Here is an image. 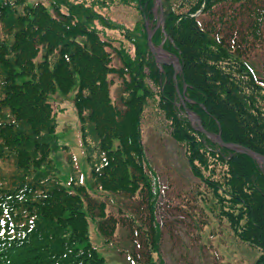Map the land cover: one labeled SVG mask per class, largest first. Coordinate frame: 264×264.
I'll return each instance as SVG.
<instances>
[{"label":"trees","instance_id":"obj_1","mask_svg":"<svg viewBox=\"0 0 264 264\" xmlns=\"http://www.w3.org/2000/svg\"><path fill=\"white\" fill-rule=\"evenodd\" d=\"M49 2L50 12L26 0H0V228L10 224L2 243L0 237V264H104L88 238L85 212L96 210L105 241L119 222L135 236L139 253L127 255L129 264H162V195L142 142L149 109L203 184L200 200L259 250L255 264H264L263 166L215 143L186 111L207 132L220 131L224 143L264 156V76L254 73L247 51L264 40V0H162L163 28L152 44L178 59L176 73L173 65L159 66L147 45L145 22L155 29L160 13L156 0ZM226 2L235 3L234 12L213 19ZM120 5L137 11L132 27L104 13ZM115 82L121 94L113 100ZM72 89L91 187L137 193L142 220L108 216L74 167L69 187L58 177L49 154L61 145L47 97Z\"/></svg>","mask_w":264,"mask_h":264},{"label":"rangeland","instance_id":"obj_2","mask_svg":"<svg viewBox=\"0 0 264 264\" xmlns=\"http://www.w3.org/2000/svg\"><path fill=\"white\" fill-rule=\"evenodd\" d=\"M26 3L28 7L40 6L48 12L51 11L49 0H26ZM235 8V3L226 2L223 7L213 10V19L220 11L231 14ZM104 13L130 27L138 16L133 7L124 5L113 7ZM239 23L240 21L236 20L237 27L242 28ZM107 34L122 40L116 31H107ZM130 48L133 51V48ZM247 51L252 52L248 63L254 73L264 76V40L253 45L251 50L247 48ZM155 53L162 60L171 61L170 56L167 58L157 51ZM115 62L117 63V59ZM115 83L110 87V97L113 100L121 94L120 86ZM73 93L74 89L68 93L57 90L47 97L55 112V135L61 145L49 154L58 177L63 185L69 187L74 167L75 177L89 189L90 195L96 201L105 202V213L108 216L112 215L124 223L129 220L125 215L136 216L142 220L140 215L144 217L146 212L137 193L135 196H128L91 187V166L81 137ZM146 116L147 120L142 126V142L146 157L155 169L163 204L156 213V218L162 221L159 245L162 264H255L259 250L237 238L227 221L220 219L204 200H200L197 192H203V184L192 176L182 148L169 137L162 118H158L152 109L146 110ZM1 168L8 170L7 165H2ZM96 213L97 210L93 214L85 212L89 241L104 258V264H129L127 255L132 250L139 253L137 246L132 242L135 236L130 239L127 228L119 222L110 240L105 241L97 227ZM9 225L7 223L6 228H0L1 243L4 241V230L8 232L6 229ZM153 259L157 260L156 254H153Z\"/></svg>","mask_w":264,"mask_h":264},{"label":"water","instance_id":"obj_3","mask_svg":"<svg viewBox=\"0 0 264 264\" xmlns=\"http://www.w3.org/2000/svg\"><path fill=\"white\" fill-rule=\"evenodd\" d=\"M156 5L159 7V12H160V17H159V20L156 24V28L153 29V30H150L148 28V25H147V22H145V28H146V31H147V45H148V48H149V51L150 53L153 55L154 57V60L155 62L160 65V66H163V65H173L174 69H175V73L177 72V70H181L182 67L178 61L177 58L175 57H171V61H165V60H162L161 58L158 57V55L155 53V51L159 52V50L163 51L161 48L157 47L155 48L152 44V36L154 35V33L156 32V30L159 28V27H162L163 28V22H164V15H163V8H162V0H156ZM164 52V51H163ZM176 78V74L174 75V79ZM177 89V92L178 91V88ZM187 111V115H188V118L192 121V122H195L197 127L199 128V130L203 133H205L211 140H213L215 143L219 144L220 146L222 147H225L227 149H230L232 150L234 153H243V154H246L248 155L249 157H251L252 159L256 160L259 164H261L264 168V156L260 153H257L243 145H240V144H236V143H224L221 139V135H220V131L219 133L217 134H213L211 132H207L202 124H201V121L199 119L198 116H196L195 114H193L192 112Z\"/></svg>","mask_w":264,"mask_h":264},{"label":"bare ground","instance_id":"obj_4","mask_svg":"<svg viewBox=\"0 0 264 264\" xmlns=\"http://www.w3.org/2000/svg\"><path fill=\"white\" fill-rule=\"evenodd\" d=\"M159 53L163 54V56H166L168 58V56L164 52L159 51Z\"/></svg>","mask_w":264,"mask_h":264}]
</instances>
